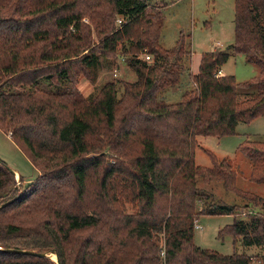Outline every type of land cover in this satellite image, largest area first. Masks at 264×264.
<instances>
[{"label": "trees", "instance_id": "16d2710c", "mask_svg": "<svg viewBox=\"0 0 264 264\" xmlns=\"http://www.w3.org/2000/svg\"><path fill=\"white\" fill-rule=\"evenodd\" d=\"M150 1L0 0V129L38 170L17 182L0 159L1 248L57 254L61 264H252L249 254L195 244L202 216L227 214L235 219L220 237L264 245V198L238 188L231 164L212 151L213 166L195 161L199 136L234 135L264 116V0H235L234 43L202 55L177 102L164 96L190 72L193 51L183 34L175 47L162 45L164 5ZM239 54L258 77H217ZM120 56L137 76L121 93L116 80L95 96L76 89V67ZM240 150L251 180L264 183V141L246 139ZM199 179L254 208L216 202ZM0 264L57 263L0 250Z\"/></svg>", "mask_w": 264, "mask_h": 264}, {"label": "rangeland", "instance_id": "374dc122", "mask_svg": "<svg viewBox=\"0 0 264 264\" xmlns=\"http://www.w3.org/2000/svg\"><path fill=\"white\" fill-rule=\"evenodd\" d=\"M150 3L164 5L162 45L165 48L175 47L183 34L189 38L187 42L188 45L190 42L193 51L191 62L186 63L190 72H185L181 77L180 85L168 90L164 96L169 102H177L181 100L186 90L192 89L190 73H198L202 55L216 49L227 50L234 43L235 0H151ZM84 22L91 25L88 17L84 18ZM117 24L119 25L118 21ZM93 38L97 39L95 33ZM222 68L227 75L235 76L238 82L252 81L260 74L259 68L247 62L245 56L241 54L233 55ZM79 70V67L75 68V72H78L75 87L85 97L97 95L106 82L115 80L118 81V89L121 93L122 81L131 82L137 79L122 56L117 59L103 58L99 68L92 71ZM8 135L0 129V159L8 167L19 171L25 179L24 184H29L37 178L38 170L26 153ZM246 139L264 141V116L257 117L250 123L240 122L234 135L221 138L199 136L195 161L198 165L213 166V161L205 150L212 151L217 156L218 162L225 159L231 164L237 174L238 188L243 192L264 198V183L251 180L252 164L240 150L241 143ZM19 180L20 175H16V181ZM198 186L216 202L240 206L249 204L245 210L246 214H249L248 210L254 208L250 198L245 199L227 191L221 182L205 184L199 179ZM127 206L129 212L134 211L131 204ZM234 219L232 214L202 216L197 222L200 228H195V244L222 254L246 253L254 257L252 264H264L259 259L264 255V245L247 247L240 241L234 243V238L230 234L220 237V231L233 224Z\"/></svg>", "mask_w": 264, "mask_h": 264}, {"label": "water", "instance_id": "95a60500", "mask_svg": "<svg viewBox=\"0 0 264 264\" xmlns=\"http://www.w3.org/2000/svg\"><path fill=\"white\" fill-rule=\"evenodd\" d=\"M12 172L16 174V171L12 168L8 167ZM2 207V206H0ZM1 251L7 252V253H17V254H30V255H36V256H42V257H49L52 260L56 261L57 264H61V261L57 254H55L56 259L53 258V253H41V252H34L29 250H22V249H13V248H1Z\"/></svg>", "mask_w": 264, "mask_h": 264}, {"label": "built area", "instance_id": "2783aa9c", "mask_svg": "<svg viewBox=\"0 0 264 264\" xmlns=\"http://www.w3.org/2000/svg\"><path fill=\"white\" fill-rule=\"evenodd\" d=\"M118 23H119V25H120V24L122 23V20L119 19V20H118ZM145 59L148 60V61H151V56H150V55H145ZM220 75H223L222 69L219 70V71L217 72V74H216L217 77H219ZM195 228H196V229L200 228V225H198V224L196 223Z\"/></svg>", "mask_w": 264, "mask_h": 264}, {"label": "crops", "instance_id": "0c3cea01", "mask_svg": "<svg viewBox=\"0 0 264 264\" xmlns=\"http://www.w3.org/2000/svg\"><path fill=\"white\" fill-rule=\"evenodd\" d=\"M222 72H223V75H227L226 73H225V71L223 70V68H222ZM195 74H197V73H195ZM8 135V134H7ZM10 138H11V136L10 135H8ZM12 139V138H11ZM16 171V175H21L20 173H19V171H17V170H15ZM259 261V260H258Z\"/></svg>", "mask_w": 264, "mask_h": 264}, {"label": "bare ground", "instance_id": "6f19581e", "mask_svg": "<svg viewBox=\"0 0 264 264\" xmlns=\"http://www.w3.org/2000/svg\"><path fill=\"white\" fill-rule=\"evenodd\" d=\"M53 258H54V259H56V256H55V254H53Z\"/></svg>", "mask_w": 264, "mask_h": 264}]
</instances>
